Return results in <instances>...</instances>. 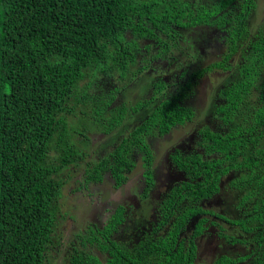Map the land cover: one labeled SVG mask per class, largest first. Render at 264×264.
Listing matches in <instances>:
<instances>
[{"label": "trees", "instance_id": "16d2710c", "mask_svg": "<svg viewBox=\"0 0 264 264\" xmlns=\"http://www.w3.org/2000/svg\"><path fill=\"white\" fill-rule=\"evenodd\" d=\"M213 1L0 0V264H56L58 220L68 215L53 204L67 182L63 170L84 163V184L101 181L106 172L122 184L134 153L153 159L146 142L151 130L166 136L195 118L185 105L187 93L214 69L232 72L217 104L222 116H216L215 128L201 131L204 154L172 156L190 181L165 199L164 213L174 218L161 224H169L165 235L151 231L137 247L117 242L118 215L101 232L91 231L100 237L83 234L81 240L106 253L109 264H195L186 227L192 218L210 215L198 204L218 196L230 177L239 206L251 208L239 220L212 216L255 232L254 251L215 264H264V21L253 28L256 0ZM204 26L227 34L220 62L195 69L169 97L161 96L168 86L159 83L146 102L126 101L127 90L136 86L134 67L153 56L142 49L150 52L157 44V58L176 60L183 31ZM152 104L153 111L143 115ZM129 116L138 117L130 135L86 166L69 122L87 117L110 135ZM182 203L188 211L177 215ZM206 222L200 219L193 237ZM257 222L259 228L250 227ZM70 264L101 262L82 251Z\"/></svg>", "mask_w": 264, "mask_h": 264}, {"label": "rangeland", "instance_id": "374dc122", "mask_svg": "<svg viewBox=\"0 0 264 264\" xmlns=\"http://www.w3.org/2000/svg\"><path fill=\"white\" fill-rule=\"evenodd\" d=\"M199 1L201 3L210 2V4L214 2L213 0H197V3H199ZM256 2L257 8L254 10V17L252 21L253 28H257V26L262 21H264V0H256ZM202 29L204 28L201 27L196 29V31L187 30L186 32H184L183 40L179 42L180 53L173 55L176 60L168 59L167 63H164V73L162 74V76L164 77L162 79H164V82L168 81V87L167 91L163 92V94L161 95L163 96V98L164 96H167V94L169 97L171 96V94L177 93L180 90V87H182V85L188 78V75L195 71V69L203 68L206 66V64H211L219 59V54L222 50V47L220 46V40L216 36V30L206 29L204 31H200ZM143 66L147 65L142 62L139 63L134 67L133 72L140 71ZM154 67V65L149 67L148 72L141 76V80L139 81L140 90L148 87H151V89L155 88V85L153 84L155 75L152 71ZM159 70H161L160 67ZM231 74L232 72L219 74L210 73L193 89H191V94L190 97L187 98V102L190 104L188 105L189 108L196 112V118L194 122L188 123L186 126H183V128L174 130L171 138L167 137L166 139H164V145L171 147L178 141L182 142L181 140L184 137L187 138V134H194L195 132L199 131V128L205 127L210 124L209 121H206L207 118H210L211 123L215 125V114H218L216 110L217 106L215 104L216 98L220 87H222L229 79V77H231ZM137 91L138 90H136L134 87L129 88L126 92L127 97L125 96L126 101H129V98L133 99L136 104H138L140 101H144L143 98L148 94V90H143L139 94ZM257 93L260 92L257 91ZM155 105L156 104H152L151 107L146 108V110L143 111V114L149 115V113L153 111V107L155 108ZM78 115L81 116L80 114ZM137 121V116H129L127 118V121H125L126 123L124 122V125L116 129L110 135H105L102 130L90 124V120H88L87 117H81L77 120L70 121L69 124L74 126V131H72L73 142L75 143L76 147L84 152L85 156H87L86 166H91L90 163L93 164V162L106 157L110 152L114 150L115 147H117L122 142L124 138L128 137L130 128L133 127L137 123ZM159 148L160 143L157 146L158 154L160 157ZM53 151L57 152L58 150L53 148ZM166 152L168 153L167 150ZM167 153L164 152L165 158L167 157ZM159 157L157 158L158 162ZM137 164L140 168V159H138ZM85 171L86 167L84 163H80L74 164L64 169L61 174V176L65 177L68 181L67 186L62 189V194H64L66 197H62L60 202H57L56 204L54 203V206L58 209L60 208L59 212L68 215H65L64 219L59 218L58 220V230H60L61 228V231H59V233L57 232V237L54 238V242L56 244H59L57 245L58 247L55 248L60 249V252H55L56 256L54 260L56 264H64V259L67 257V254H65V251H63V247H61L60 245L63 243V241H67V233L68 230L70 231V222L69 220L67 221L69 216L75 217L90 210L91 207H94L95 212H88L86 213V215L88 217H95L100 213L101 210H104L105 207L103 203L105 199H102V197L100 196V194L103 195L102 189H99L100 185H104L105 192H111L114 188L115 182L112 176L109 173H106L104 175V184L92 183L89 188L85 189L82 183H80V181L83 180L84 184V178L86 176ZM171 172L175 171L171 169L168 173H166V177H168V179H170L171 177L172 180H175L176 174H171ZM74 180H76V182H74ZM227 182L229 183V181ZM228 186L229 189H232L230 185ZM223 188V191L218 197L204 200L202 202V206L205 209L214 210L217 214L223 212V216L226 215L230 219H241L243 217L244 211L248 210V208L251 207H248V203H246L245 206L241 208L239 206L240 198L237 193L233 190H229L226 187V183L225 186L223 185ZM111 194L112 193H109L108 195ZM91 200L93 202L89 203V201ZM64 202L70 203V206H73L72 204H75L76 208H74V210L69 214L68 209H62V204ZM256 203L260 205L259 201ZM148 217L149 215L146 216L144 222L138 223L137 221L136 223H134L132 229H128L125 232L121 233L118 238L122 242H126V244H133V241L140 240L143 233H148L151 231L150 228L152 227V225L147 222ZM77 218L75 217L76 220ZM209 219L211 223L216 224V226H220L216 227L218 231V233H216L217 235L222 237L220 241H222L224 247L222 249L219 246V242L217 241L204 247L205 242L202 241L200 245L201 255L199 254L198 256V263L214 264L224 256H230L231 258L237 259L239 257H245L252 253V251H254L253 233L255 232H244L241 227L228 224L227 222H224L215 217H209ZM76 220L72 223V230L74 231V233H76L74 226ZM149 220L151 221V219ZM260 225L261 224L257 222L254 225H250V227L259 228ZM219 228L222 229L220 230ZM70 239L72 240V238ZM238 240H242L244 242H239Z\"/></svg>", "mask_w": 264, "mask_h": 264}, {"label": "flooded vegetation", "instance_id": "af4514ba", "mask_svg": "<svg viewBox=\"0 0 264 264\" xmlns=\"http://www.w3.org/2000/svg\"><path fill=\"white\" fill-rule=\"evenodd\" d=\"M195 1L197 3V0H195ZM199 4H201L200 1H199ZM198 28H201V27H198ZM198 28H191V29H187V30H195L196 31V29H198ZM202 28H204V29H202L200 31H204L206 29H215L216 30L215 33H216V36L218 37V39L220 40V46L222 47V50L219 54V56H220L219 59L216 61L214 60V61L220 62L222 54L227 52L228 47H229L227 34L224 31H222L221 29L217 28L216 26H204ZM187 30L183 31V35H184V32H186ZM157 46H158L157 44L153 45L150 52H149V50H147L145 48L142 49L143 50L142 55L153 54V56L149 57L147 59L148 61L140 60L137 63V65L142 62V63L146 64L147 66H143L141 68L139 74L134 72V77H135L134 79L136 82L135 88H136V90H138L137 91L138 94L143 90H148V94L144 96L143 102H146L148 100L149 95L151 94V92L154 89V88L151 89V87H148V88H144V89L140 90V87H139V85H140L139 81L141 80V76L148 72L149 67H151L153 65L155 66L152 69V71L154 72V75H155V80H154L153 84L156 85L159 83H163V84L168 86V84H167L168 81L164 82V79H162L164 77V76H162V74L164 73V63H167V60H164V56L159 57V58L156 57V55H158V51H159V47H157ZM179 53H180V50L177 49L175 54H179ZM209 65L210 64H206V66L203 68H206ZM159 67L161 68V70H159ZM167 67H169V66H167ZM203 68H197V69H203ZM210 73L219 74V73H225V72H223L220 69H214L211 72L206 73V75L203 78L199 79L198 82L196 83V85L201 80H203L205 77H207V75ZM226 73H229V72H226ZM183 85H185V84H183ZM224 88H225V84L222 87H220V90L218 92L216 102H215L216 106H217L218 102L222 101L221 100L222 99L221 92ZM163 92H164V90H163ZM187 94L190 95L191 90ZM185 105L189 108L188 105H190V104L186 101ZM145 110H146V107H144L142 109V114H143V111H145ZM190 110L192 112H194V116L196 118V112L192 109H190ZM216 110H217L218 114H215V122L217 120L216 118H218L216 116H222L218 107L216 108ZM142 117H144V116H142ZM195 118L190 123L194 122ZM206 121L210 122V124H208L207 126L212 125L214 128L216 127V125H213L211 123L210 118H207ZM187 124L184 123L182 126L178 127V129L183 128V126H186ZM205 127L199 128V131L195 132L194 134L193 133L187 134V138L184 137L181 140L182 142L178 141L174 145H172L171 147L164 145V139H166L167 137L171 138V135L174 132V130L171 131V133L169 135L164 136V135H161L159 132H157L153 129V130H151L150 135H148L147 139H146L148 146L154 152V154L152 156V158H153L152 160L150 159L148 161L147 156L143 155L141 153L140 154L134 153L133 154L134 166L131 165V169H128V171L124 172L126 180L120 185H118L117 181L114 179V177L109 172H106L112 176L115 184H114V188L111 192L110 191L105 192L104 185H100L99 189H102V191H103V195L100 194V196L102 197V199H105V201L103 202L105 205L104 210H101L100 213L98 215H96L95 217L94 216L88 217L86 215V213L95 212L94 207H91V204H90V207H91L90 210L86 211L85 213H81V214L78 213L79 215L75 216L76 218L77 217H81V218H77V220H76L74 216H71V217L69 216V218L67 219V221L69 220V222H70L69 223L70 231L68 230V233H67V236H68L67 241L66 242L63 241V243L60 245L61 247H63V251H65V254H67V257L64 259L65 260L64 264H70L72 258H74L75 255H77L79 252H82V251H88L89 253H92V254H95L96 256H98L101 264H109L107 262L109 257L106 253L101 252L100 250L93 248L92 245H90V243L88 241L81 240V237L83 236V234H86V235L97 234L98 237H100L101 234L91 233V231L101 232L112 221V219H114L118 215L121 216L122 222L120 223V226L118 227V230L114 234V237H113V239L117 242H120L122 244L127 245L126 242H122L118 238V236L128 229H132L133 224L136 223L137 221H138V223L144 222L147 215H149L147 222H149L152 225L150 230L153 232L155 230H158L159 231L158 236L163 237L165 235L166 230L168 229L169 224H167V225H161V224L164 221H167L169 223V219H170V222H172V219H174L173 217L172 218L169 217V213L168 214L164 213L163 207H164L165 199L168 196V194L173 193L174 189L177 188L178 186H180V184H183L185 182L190 181L189 178L186 176V174H184L183 171H181L180 167L177 164H175V161L172 160V156L176 152L179 155H184V156H191V155H194V154L196 155V154H200V153L204 154L206 149L203 146L204 135L202 134L201 131ZM129 135H130V131H129L128 136ZM159 143H160V148H159L160 157H159L158 150H157V146ZM166 150L168 151V153L166 152ZM164 152L167 153L166 158L164 157ZM144 157H146V159H144ZM158 157H159V162L157 160ZM138 159L141 160L140 168L138 167V164H137ZM171 169L175 171V172H171V174L172 173L176 174L175 180H172L171 177H170V179H168V177H166V173H168ZM106 173L103 174L101 181L90 182L87 185L83 184V180H81V181L79 180V181H80V183H82V185L84 186L85 189L89 188L92 183L104 184V181H105L104 175ZM166 179H167V183H166ZM225 180H226V182H225ZM225 180L222 184L224 186H225V183L227 186L230 185L231 178L228 177ZM227 181H229V183ZM74 182H76V180H74ZM67 184H68V181L64 185V188L67 186ZM223 185H222L221 192L224 189ZM229 190H231V189H229ZM75 191H76V189H75ZM109 193H112V194L108 195ZM61 194H62V192H61ZM218 196L216 195L215 197H218ZM62 197H66V196L64 194H62ZM62 197L60 199L59 198L56 199L57 201H55V202L56 203L60 202ZM205 200H207V199H205ZM203 201H201L198 204V207L204 209L210 215H201V216H197V217L192 218L189 221L188 226L186 227V232L184 235L186 240H187V243H189L188 245L190 246V248L192 246H195V255H196L195 264H200V263H198V256H199V254L201 255L200 245H201L202 241L205 242L204 247H206V246H208L211 243L216 242V241L219 242V246L222 249L224 247V245L222 244V241H220L222 237L217 235L218 231H217L216 227H220V226H216V224L211 223L210 219H209V217H215L212 215H216L217 213H215L214 210L205 209L202 206ZM90 202H93V201L91 200V201H89V203ZM62 205H63L62 207H66V209L69 210V214H70V212H72L74 210V208H76L75 204H72L73 206H70L71 205L70 203L64 202ZM188 206H190V204ZM178 208H179V210L175 209V212L178 211V213H179L177 215H182L183 213H187V211H188L187 208L183 207V203ZM96 211H97V209H96ZM221 213H223V212H221ZM221 213H219V214L224 215V213L223 214H221ZM166 215H168V217ZM202 218H205L207 220V222L204 224L205 230L202 231L201 233H199L197 236L193 237V233L197 227V223ZM149 219H151V221ZM75 220H76V222H75L74 226H75L76 233H74V231L72 230V223ZM213 226H215V227H213ZM219 229L221 230L222 228H219ZM65 232H66V230H65ZM150 232L143 233L140 240L133 241L132 242L133 244H128V245L137 247V246L143 244L144 242L146 243V241H147L146 237L149 235ZM65 236H66V233H65ZM70 238H72V240ZM192 238H194L193 241L191 240ZM58 251L60 252L59 248H58ZM55 252H57V248H55Z\"/></svg>", "mask_w": 264, "mask_h": 264}, {"label": "clouds", "instance_id": "9594fccd", "mask_svg": "<svg viewBox=\"0 0 264 264\" xmlns=\"http://www.w3.org/2000/svg\"><path fill=\"white\" fill-rule=\"evenodd\" d=\"M54 204V203H53Z\"/></svg>", "mask_w": 264, "mask_h": 264}]
</instances>
